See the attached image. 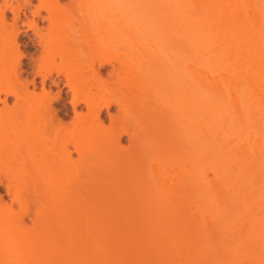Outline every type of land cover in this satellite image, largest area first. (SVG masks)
<instances>
[{
	"label": "bare ground",
	"instance_id": "bare-ground-1",
	"mask_svg": "<svg viewBox=\"0 0 264 264\" xmlns=\"http://www.w3.org/2000/svg\"><path fill=\"white\" fill-rule=\"evenodd\" d=\"M38 1L0 0V264H264V0Z\"/></svg>",
	"mask_w": 264,
	"mask_h": 264
},
{
	"label": "rangeland",
	"instance_id": "rangeland-1",
	"mask_svg": "<svg viewBox=\"0 0 264 264\" xmlns=\"http://www.w3.org/2000/svg\"><path fill=\"white\" fill-rule=\"evenodd\" d=\"M63 2H68L69 0H62ZM30 4H27L25 8L27 7L26 11L27 14L30 15V10L34 8V6L39 5L38 0H30ZM41 12L43 14H46V11L42 8ZM8 16V21L11 18V13L10 11H7ZM23 16L22 20H25ZM24 22V21H22ZM21 22V24H22ZM42 24L47 25V20L44 19L41 21ZM23 29H26L27 27L25 25H21ZM31 30H26L22 31L21 37H20V44H19V51L22 53V56L20 58V65H21V73H22V80H26L29 83V87L32 88V82L36 85V92L40 93L41 92V81H40V75L38 70L36 69L35 66V59L37 56L40 54V48L39 46L33 42L31 39H28L27 35H32ZM12 55V54H11ZM13 60V57H10L11 61ZM55 66H58L62 68L61 71H63L65 64L61 61V58L58 57L55 62ZM112 68L111 65H106L105 68H103L104 71H108ZM57 74L53 73L49 78L46 79L45 81V91L47 92L45 98L47 101H50L53 107V110L56 113V124L57 127H62L64 129H67L72 126V124L75 121L74 118V112L71 104V98H72V92L69 89V87L66 85V79L64 78L63 74H58L59 76V87L55 86L53 84V77H56ZM116 81V76L110 81L108 84L109 87H113L114 83ZM51 89V92H48V90ZM57 91H60V95L55 97L57 94ZM99 96V92H98ZM2 103L0 102V108L2 107ZM15 105L14 98L13 96H10L7 102V106L9 109L13 108ZM81 107L84 108V103H81L79 108ZM115 109V107H113ZM85 110V109H83ZM102 118H105V124H109V118L107 113H103ZM0 192L3 195L5 199H8V194L6 193L4 187L0 184Z\"/></svg>",
	"mask_w": 264,
	"mask_h": 264
}]
</instances>
